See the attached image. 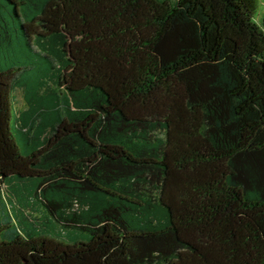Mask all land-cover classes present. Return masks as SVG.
Masks as SVG:
<instances>
[{
	"label": "trees",
	"instance_id": "16d2710c",
	"mask_svg": "<svg viewBox=\"0 0 264 264\" xmlns=\"http://www.w3.org/2000/svg\"><path fill=\"white\" fill-rule=\"evenodd\" d=\"M0 264H264V0H0Z\"/></svg>",
	"mask_w": 264,
	"mask_h": 264
},
{
	"label": "rangeland",
	"instance_id": "374dc122",
	"mask_svg": "<svg viewBox=\"0 0 264 264\" xmlns=\"http://www.w3.org/2000/svg\"><path fill=\"white\" fill-rule=\"evenodd\" d=\"M262 15H263V8H262L261 2H260L259 6H258V9L256 11V14H255V17H254V21L255 22H258L259 21V18L262 17ZM17 97H18V102H19L20 106H22L21 95L18 94Z\"/></svg>",
	"mask_w": 264,
	"mask_h": 264
}]
</instances>
